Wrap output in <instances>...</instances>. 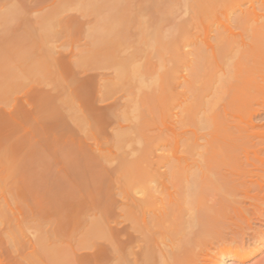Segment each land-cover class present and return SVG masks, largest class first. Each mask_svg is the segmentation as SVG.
<instances>
[{
	"label": "rangeland",
	"instance_id": "374dc122",
	"mask_svg": "<svg viewBox=\"0 0 264 264\" xmlns=\"http://www.w3.org/2000/svg\"><path fill=\"white\" fill-rule=\"evenodd\" d=\"M227 7L0 0V264H116L112 236L130 264L129 214L115 203L141 197L140 187L165 229L176 206L189 216L194 184L218 167L208 152L198 161L194 139L210 141L228 117ZM93 207L102 219L85 226ZM255 245L207 246L200 263L239 264L229 256L259 249L245 261L256 264L264 243Z\"/></svg>",
	"mask_w": 264,
	"mask_h": 264
},
{
	"label": "bare ground",
	"instance_id": "6f19581e",
	"mask_svg": "<svg viewBox=\"0 0 264 264\" xmlns=\"http://www.w3.org/2000/svg\"><path fill=\"white\" fill-rule=\"evenodd\" d=\"M228 6L227 26L224 29L227 58L224 63L226 67H223L226 71L219 69L227 78L226 89H223V92L226 90L227 121L219 125V132L213 126L217 133L209 137L210 141L206 140L208 134L202 138L205 143L198 142L201 138L194 139V144L202 150L197 153L200 157L198 161L205 159L207 152L212 161H218L215 173L211 172L214 178L200 186L198 184V189L194 184V192L200 194L196 200H190V203L186 201L188 209L190 205L193 207H190L192 212H187L189 216L186 219L181 218L186 213H177L180 206H176L179 207L175 210L178 217L174 214L172 223L174 219L176 222L169 224L172 234L177 233L173 240L170 239L172 234L166 232L170 229L164 227V215L153 209L151 188L140 187L136 191L140 192L141 197L132 195L126 197L125 203H115L116 209L121 212L126 209L129 214L128 228L134 238L128 251L130 264H199L202 251L207 246L219 244L225 247L232 243L234 247H239L253 243L258 247L264 243V0H228ZM207 122L212 125V121ZM99 207L83 210L85 226L91 219H102L103 211ZM180 209L184 207L181 205ZM119 233L118 237L124 235ZM115 240L113 236L110 238L114 252V262L111 261L124 264V254L121 245H118L121 239ZM258 250L234 252L228 259L245 264ZM219 256L222 260L227 259L223 248L219 250ZM256 264H264V260Z\"/></svg>",
	"mask_w": 264,
	"mask_h": 264
}]
</instances>
